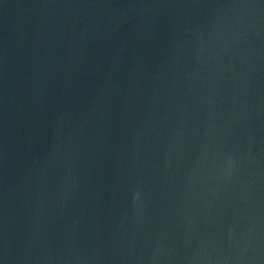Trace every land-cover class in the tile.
I'll return each instance as SVG.
<instances>
[{
	"label": "water",
	"instance_id": "water-1",
	"mask_svg": "<svg viewBox=\"0 0 264 264\" xmlns=\"http://www.w3.org/2000/svg\"><path fill=\"white\" fill-rule=\"evenodd\" d=\"M0 264H264V0H0Z\"/></svg>",
	"mask_w": 264,
	"mask_h": 264
}]
</instances>
